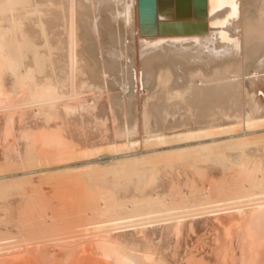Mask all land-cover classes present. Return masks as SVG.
Masks as SVG:
<instances>
[{
	"label": "bare ground",
	"instance_id": "bare-ground-1",
	"mask_svg": "<svg viewBox=\"0 0 264 264\" xmlns=\"http://www.w3.org/2000/svg\"><path fill=\"white\" fill-rule=\"evenodd\" d=\"M182 5L0 0V264H264V0Z\"/></svg>",
	"mask_w": 264,
	"mask_h": 264
},
{
	"label": "water",
	"instance_id": "water-1",
	"mask_svg": "<svg viewBox=\"0 0 264 264\" xmlns=\"http://www.w3.org/2000/svg\"><path fill=\"white\" fill-rule=\"evenodd\" d=\"M172 1V0H166ZM205 0H174L179 5H192L195 10L201 9ZM182 5V6H183ZM138 17L140 29L149 30L151 32L156 30V0H137ZM174 28L179 30V27L186 26L183 23H174Z\"/></svg>",
	"mask_w": 264,
	"mask_h": 264
},
{
	"label": "rangeland",
	"instance_id": "rangeland-1",
	"mask_svg": "<svg viewBox=\"0 0 264 264\" xmlns=\"http://www.w3.org/2000/svg\"><path fill=\"white\" fill-rule=\"evenodd\" d=\"M143 94V93H142ZM142 94H140V97L138 96V99H139V102H140V99L141 100H143L144 98V95H142ZM143 98V99H142ZM141 104H144V100H143V103H142V101H141ZM228 136H223L222 138H227ZM14 142H15V140H14ZM184 144V143H183ZM12 145V144H11ZM142 146V145H141ZM186 146H184V145H182V148H185ZM189 147H191L192 148V145L191 146H189ZM193 147H195V146H193ZM171 150V149H176V148H174V147H165V149H164V151H166V150H169V149ZM147 149V148H146ZM143 146H142V148L141 147H138V150L139 151H141V152H144L143 153V155H147V153L149 154V153H152V152H149L148 150H146ZM146 150V151H145ZM158 151H162V150H158ZM98 159V161H97V163H99V164H104V163H106L105 161H107V159L103 156V155H100V156H98L97 157ZM102 159V160H101ZM101 162V163H100ZM7 166H6V165ZM5 164H2V165H4L3 167H1L0 166V169L2 168V170H0V171H3L2 172V174L4 173V175L3 176H7V175H9V173L11 174V172H13L12 174H18V176L17 177H8V178H6L5 179V181L3 180V181H0V183H7V182H12V181H10V179L11 180H13V182H14V180H22L23 179V174H22V170H19V171H14V170H12V169H18L17 167H19V169H23V167L24 166H18V164H13V163H5ZM12 164H13V166H12ZM92 165H96L95 163H93V164H90L89 166H92ZM10 167V168H9ZM12 167V168H11ZM15 167V168H14ZM79 167L81 168V169H84V168H82V167H84V166H78V167H76V169H79ZM11 169V170H10ZM24 169H29L27 166H25V168ZM34 169V168H33ZM36 169H38V168H36ZM71 169H75V168H71ZM6 171H8V172H6ZM24 172V171H23ZM55 172H57V171H53V173H48L49 175H53V174H59L60 173V171L59 172H57V173H55ZM63 172V171H62ZM61 172V173H62ZM1 173H0V175H2ZM41 175V176H40ZM40 175H38V176H40V177H44L45 176V174L44 173H42V174H40ZM22 176V177H21ZM22 178V179H21ZM219 177H216V179H218ZM7 181V182H6ZM52 181V180H51ZM50 182V181H49ZM15 187V186H14ZM45 187H46V185H45ZM229 221L230 222H232L231 220H226V226L228 225V224H230L229 223ZM232 224V223H231ZM230 224V225H231ZM230 225H228V226H230ZM190 239V238H189ZM188 255H189V257L191 256V258H193L192 260H193V262H191L192 260L191 259H189V257H188ZM188 255H186V254H184L183 256L184 257H186L185 258V261L183 260V257H182V255L180 256L181 258H182V260H181V258H179V263H182L183 262V264H185V262H186V264H190V262H191V264H199L198 262H196V260H195V262H194V257H192L193 256V254L191 253V255L190 254H188ZM189 259V260H188ZM191 260V261H190ZM88 261V260H87ZM190 261V262H189ZM78 262H80L79 260H78ZM85 262V261H84ZM75 263H77V261L75 262ZM82 263H83V261H82ZM90 262L88 261L87 262V264H89ZM78 264V263H77ZM83 264H86V262L85 263H83Z\"/></svg>",
	"mask_w": 264,
	"mask_h": 264
}]
</instances>
